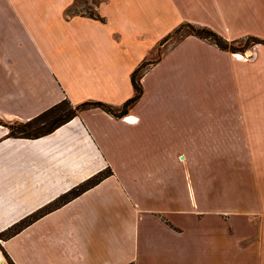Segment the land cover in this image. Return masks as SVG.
Masks as SVG:
<instances>
[{
	"label": "crops",
	"instance_id": "crops-1",
	"mask_svg": "<svg viewBox=\"0 0 264 264\" xmlns=\"http://www.w3.org/2000/svg\"><path fill=\"white\" fill-rule=\"evenodd\" d=\"M73 2L0 0V264H264V239L208 198L212 181L230 194L234 149L264 137L263 44L245 61L186 36L147 68L124 115L84 109L40 138L7 136L62 101L120 108L132 71L182 24L264 40V0H101V20L65 14Z\"/></svg>",
	"mask_w": 264,
	"mask_h": 264
},
{
	"label": "rangeland",
	"instance_id": "rangeland-1",
	"mask_svg": "<svg viewBox=\"0 0 264 264\" xmlns=\"http://www.w3.org/2000/svg\"><path fill=\"white\" fill-rule=\"evenodd\" d=\"M101 0H74L72 5L66 10L65 14H75L83 13L92 15L94 12L93 5L98 3ZM185 31V30H183ZM183 31H180L182 33ZM177 36L172 35V37L167 40H162L158 43L154 49L151 51L150 55L147 58V61L154 60L157 57L159 58L163 53H165L169 47H172ZM260 39V38H258ZM257 44H252L247 38H242L240 41H237L233 44L235 53H239L242 56H247L245 51L253 48ZM244 53V54H243ZM157 104H163L162 102ZM67 107L65 110L56 113V117L59 115L62 116L66 113ZM54 120H45L44 126H33L36 129H42L48 127ZM17 124H9V128L15 129ZM256 135H251L254 137ZM264 137H261V141H251L248 150L234 149L233 158L234 161L231 166H225V169H229V174H226L227 183L230 184V194L228 196H222L223 194L219 191V185L217 181H212L215 183L214 192H208V198L219 199V203L226 204L229 202V213L227 215V220L231 223H239L242 226H245V229L250 227L253 232L245 231V237L251 236L258 239L259 243L264 239ZM158 148L164 145H157ZM239 157H248L251 158V164L248 166L240 164ZM181 162V165L186 164ZM188 164V163H187ZM247 185V186H246ZM219 192V193H218ZM243 192H246V195L243 196ZM225 194V193H224ZM225 197V198H224ZM216 203V202H215ZM218 204V202H217ZM239 206V207H238ZM243 210L242 212L239 209ZM10 234L9 231H6L2 234L1 237H5ZM247 234V235H246ZM253 236H252V235ZM261 239V240H259ZM262 248V247H260Z\"/></svg>",
	"mask_w": 264,
	"mask_h": 264
},
{
	"label": "trees",
	"instance_id": "trees-1",
	"mask_svg": "<svg viewBox=\"0 0 264 264\" xmlns=\"http://www.w3.org/2000/svg\"><path fill=\"white\" fill-rule=\"evenodd\" d=\"M90 16V18L93 19H99L97 14H87ZM185 30V31H183ZM180 31H183L180 33ZM172 35H176L177 38L174 43H178L180 40L185 38L186 36L193 35L196 38L206 40L210 42L212 45L218 47L220 50H228V52L235 53L233 43H228L225 39L217 35L216 33L212 32L210 28L207 27H199L194 26L193 24H182L178 28L172 30L163 40H167L168 38L172 37ZM247 40H249L253 45L254 44H263V39H258L256 37H247ZM160 57L144 61L143 63H140L131 73V85L133 88V95L131 98L127 99L126 102L121 106L120 108H112L110 106H106L104 103L101 102H82L74 107H71L70 104L66 101H62L59 104L52 106L50 109L45 111L44 113H41L37 117L32 118L31 120L23 123L18 124L16 123L17 127L15 129H11L8 126V137H17V138H26V139H37L42 136L47 135L51 131L57 129L62 124L66 123L68 120H71L78 112L84 110V109H91V108H99L104 110L107 114H110L113 117H120L126 113L128 109H130L136 101L141 98L142 96V88L140 85V80L144 72L147 70V68L154 64L155 62L159 61ZM66 113L62 116L56 117V113L65 110ZM54 120L52 123L42 129H36L33 128V126H37L38 124L40 126H44L45 120ZM109 172H99L95 176H93L91 179H89L86 183H82L81 185H78L77 187L72 188L70 191H67L66 193L62 194L57 200H54L51 204L46 205L36 213H32L31 215L24 217L22 220H20L17 224H14L11 226L7 231L10 232L7 236H10L11 234H16L20 230H22L25 226L30 224L31 222H34L38 217H41L48 211H52L62 204H64L66 201L72 200L73 198L77 197L79 194H81L83 191H86L87 189L91 188L95 184H98L102 179L109 176Z\"/></svg>",
	"mask_w": 264,
	"mask_h": 264
},
{
	"label": "bare ground",
	"instance_id": "bare-ground-1",
	"mask_svg": "<svg viewBox=\"0 0 264 264\" xmlns=\"http://www.w3.org/2000/svg\"><path fill=\"white\" fill-rule=\"evenodd\" d=\"M236 57L239 58V59H243L241 54H236Z\"/></svg>",
	"mask_w": 264,
	"mask_h": 264
},
{
	"label": "built area",
	"instance_id": "built-area-1",
	"mask_svg": "<svg viewBox=\"0 0 264 264\" xmlns=\"http://www.w3.org/2000/svg\"><path fill=\"white\" fill-rule=\"evenodd\" d=\"M244 54V53H243ZM246 55V54H245ZM243 57V60H245V61H247V59H248V55L247 56H242Z\"/></svg>",
	"mask_w": 264,
	"mask_h": 264
}]
</instances>
